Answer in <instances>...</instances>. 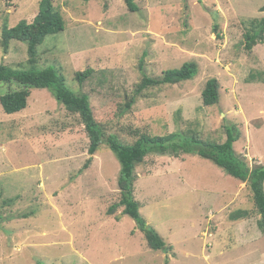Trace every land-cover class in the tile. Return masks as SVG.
<instances>
[{
	"label": "rangeland",
	"instance_id": "obj_1",
	"mask_svg": "<svg viewBox=\"0 0 264 264\" xmlns=\"http://www.w3.org/2000/svg\"><path fill=\"white\" fill-rule=\"evenodd\" d=\"M41 1L0 0V65L56 67L89 96L107 135L125 143L138 132L224 143L236 127L237 154L251 168L264 165V42L244 48L264 0H136V13L124 0H52L65 29L37 47L32 64L28 43L12 41L6 52L2 33L5 24L32 23ZM190 62L199 66L195 79L149 88L127 108L145 75ZM213 78L220 102L207 107L202 94ZM17 87L0 84V97ZM89 146L79 115L47 89H32L16 114L0 103V264H264L261 216L246 183L198 155H149L136 169L135 199L147 227L172 247L154 251L123 207L109 215L121 201V164L104 144L85 168ZM237 210L251 215L232 221Z\"/></svg>",
	"mask_w": 264,
	"mask_h": 264
},
{
	"label": "trees",
	"instance_id": "obj_2",
	"mask_svg": "<svg viewBox=\"0 0 264 264\" xmlns=\"http://www.w3.org/2000/svg\"><path fill=\"white\" fill-rule=\"evenodd\" d=\"M86 2L92 0H84ZM128 10L136 13L140 10L136 0H124ZM264 12V7L262 8ZM217 36L221 38L219 25L214 26ZM251 30L246 32L244 48L252 51L257 45L264 42V17L251 21ZM65 29V21L53 4L52 0H42L40 12L32 23L21 20L16 26L9 27L5 24L2 33V45L8 52L12 41L28 43V51L31 56L30 63H34L37 47L44 43L50 35L58 34ZM92 70L78 72L76 79L83 83L92 75ZM199 66L195 62L185 63L180 69H169L161 78H153L147 75L137 85L135 94L127 103L130 108L139 95L149 88L161 85H176L198 76ZM17 84V89L0 97V103L6 114L12 115L25 110L32 89H47L58 103L63 105L71 114L79 115L85 125L86 133L90 141L89 159L85 168H89L94 156L104 144L111 150L121 164L118 180L121 192V201L111 206L109 215L123 207V214L130 217L138 224L145 235L150 249L154 251L168 252L172 249L167 242L152 227H147L146 220L140 212V203L135 199V182L137 180L136 169L151 154L171 155L179 157V154H194L212 161L223 169L228 175L246 183L252 192V198L257 212L261 216L258 227L264 233V165L251 168L248 162L235 150V143L240 138L238 128L230 127L227 130V139L224 143L204 141L198 136H189L182 132H174L164 136H154L138 132V140L133 144L123 142L118 135H107L103 126L95 117V110L87 94L78 95L70 89L64 76L59 75L56 67L39 69L32 65L26 69H15L8 65H0V84ZM203 104L207 107L220 102V83L217 79L207 82L202 94ZM251 213L247 210H237L230 215L232 221L249 218Z\"/></svg>",
	"mask_w": 264,
	"mask_h": 264
}]
</instances>
